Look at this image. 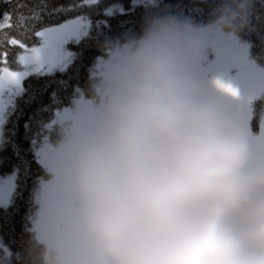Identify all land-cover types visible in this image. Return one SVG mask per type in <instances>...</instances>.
Returning a JSON list of instances; mask_svg holds the SVG:
<instances>
[{"label":"clouds","instance_id":"1","mask_svg":"<svg viewBox=\"0 0 264 264\" xmlns=\"http://www.w3.org/2000/svg\"><path fill=\"white\" fill-rule=\"evenodd\" d=\"M253 6L147 14L98 45L83 102L41 137L21 264H264V137L201 73L209 37L238 36Z\"/></svg>","mask_w":264,"mask_h":264},{"label":"trees","instance_id":"2","mask_svg":"<svg viewBox=\"0 0 264 264\" xmlns=\"http://www.w3.org/2000/svg\"><path fill=\"white\" fill-rule=\"evenodd\" d=\"M217 3L218 0H0V16L7 12L12 24L0 29V68L26 72L0 125V178L11 173L15 177L11 200L0 205V264H21L32 214L31 194L41 175L36 149L56 112L82 96L89 70L100 54L98 45L107 38L139 31L147 14L172 13L191 17L195 22L207 21ZM75 17L86 20L87 30L63 44L69 58L65 65L31 72L21 63L26 48L42 42L37 35L40 30ZM13 38L24 47L7 42ZM236 39L246 45L254 64L264 68V0H254L250 23ZM3 53H7L6 59ZM250 105L251 130L259 132L264 92Z\"/></svg>","mask_w":264,"mask_h":264},{"label":"rangeland","instance_id":"3","mask_svg":"<svg viewBox=\"0 0 264 264\" xmlns=\"http://www.w3.org/2000/svg\"><path fill=\"white\" fill-rule=\"evenodd\" d=\"M86 30L87 22L82 17H75L64 23L43 28L38 32L45 33V35H39L42 38V42L36 46L26 48L27 54H25L28 55L33 48H37L39 55L26 66L31 72H46L65 65L69 58L68 53L63 49V44L71 38L80 37ZM209 40L211 50L207 59L202 63L201 73L206 82L213 88L214 81L217 79L225 81L235 88L238 94L236 97L225 95L223 98L236 108L237 116L246 134L251 139L258 141L264 137V111L259 132H252L250 125L252 108L250 102L256 97H260L264 92V68L254 64L248 56L246 45L239 42L236 37L215 34L211 35ZM21 63L24 64L22 60ZM9 71L18 72L21 77L18 83H6L0 89V125L4 119L6 108L12 104L14 97L20 90L21 80L26 74L24 71L11 69ZM216 91L220 94L218 89ZM78 101L83 102V97L79 96L74 103ZM66 108L64 107L57 111L55 117ZM52 121L49 125H52ZM38 153L39 146L36 149V157L39 161ZM14 178L13 173L0 178V205L11 200L15 185Z\"/></svg>","mask_w":264,"mask_h":264},{"label":"snow or ice","instance_id":"4","mask_svg":"<svg viewBox=\"0 0 264 264\" xmlns=\"http://www.w3.org/2000/svg\"><path fill=\"white\" fill-rule=\"evenodd\" d=\"M10 20L11 17L7 12H5L3 16H0V29L12 27ZM19 20L21 22H24L25 18L23 16H20ZM37 35H45V33H37ZM7 42L11 45L20 44L21 47H24V45L16 38L10 39ZM2 55L6 59L7 53H3ZM38 55H39V50L37 48H33L28 55L22 56L20 57V59L24 62L25 65H27L33 60H35L38 57ZM20 77H21L20 73L9 71L7 67L0 68V89H2L6 83H18ZM229 91H234V90L229 89Z\"/></svg>","mask_w":264,"mask_h":264}]
</instances>
